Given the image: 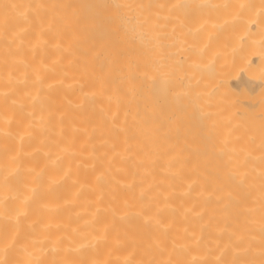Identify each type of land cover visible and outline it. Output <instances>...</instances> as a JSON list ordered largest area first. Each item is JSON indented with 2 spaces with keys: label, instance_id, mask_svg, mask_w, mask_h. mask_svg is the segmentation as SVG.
<instances>
[{
  "label": "bare ground",
  "instance_id": "1",
  "mask_svg": "<svg viewBox=\"0 0 264 264\" xmlns=\"http://www.w3.org/2000/svg\"><path fill=\"white\" fill-rule=\"evenodd\" d=\"M0 264H264V0H0Z\"/></svg>",
  "mask_w": 264,
  "mask_h": 264
}]
</instances>
